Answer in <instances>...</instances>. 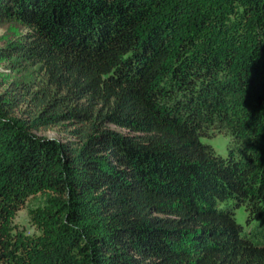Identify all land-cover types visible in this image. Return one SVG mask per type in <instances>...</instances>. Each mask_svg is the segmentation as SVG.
Segmentation results:
<instances>
[{"label": "trees", "instance_id": "1", "mask_svg": "<svg viewBox=\"0 0 264 264\" xmlns=\"http://www.w3.org/2000/svg\"><path fill=\"white\" fill-rule=\"evenodd\" d=\"M2 23L38 78L0 94V264H264L234 214L264 204V0H0Z\"/></svg>", "mask_w": 264, "mask_h": 264}, {"label": "rangeland", "instance_id": "2", "mask_svg": "<svg viewBox=\"0 0 264 264\" xmlns=\"http://www.w3.org/2000/svg\"><path fill=\"white\" fill-rule=\"evenodd\" d=\"M26 29L16 23L0 24V94L13 82L35 81L38 78L36 67L22 64L21 61L13 57L4 55L8 50L7 47L13 43L22 40ZM114 129V128H112ZM40 137L55 139L66 142L69 140L68 134L60 132L58 128L39 129L34 132ZM203 142L211 145L217 153H223L225 146L229 144V139L225 135H217L212 139H204ZM43 199L39 196L30 198L14 216L11 227L13 232L22 234L23 237H31L37 234L35 228L30 224V212L35 206L42 204ZM250 208V204H247ZM225 208V207H224ZM257 214L251 216L249 224L245 225V219H248L249 210L245 207L234 210L238 223L245 228L246 235L255 242L264 245V204L261 206L254 205L252 211L257 209Z\"/></svg>", "mask_w": 264, "mask_h": 264}, {"label": "clouds", "instance_id": "3", "mask_svg": "<svg viewBox=\"0 0 264 264\" xmlns=\"http://www.w3.org/2000/svg\"><path fill=\"white\" fill-rule=\"evenodd\" d=\"M230 146H231V142H229V144H227V145L225 146V149H224L223 153H220V155L223 156L224 158H226V157H227V151H228V148H229Z\"/></svg>", "mask_w": 264, "mask_h": 264}]
</instances>
